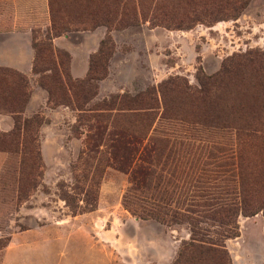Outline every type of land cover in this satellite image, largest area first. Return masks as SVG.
I'll use <instances>...</instances> for the list:
<instances>
[{"label":"rangeland","instance_id":"374dc122","mask_svg":"<svg viewBox=\"0 0 264 264\" xmlns=\"http://www.w3.org/2000/svg\"><path fill=\"white\" fill-rule=\"evenodd\" d=\"M50 1L58 22H73L72 32L62 36L69 50L53 43L69 53L74 80L88 76L90 60L106 36L114 41L108 74L98 82L91 105L155 90L158 105H168L172 112L165 119L162 110L149 139L182 128L177 120L185 119L214 141L239 145L250 190L264 206V0H200L195 10L211 18L181 30L148 23L109 30L96 25L117 9L114 0ZM165 6L167 12L183 15V8ZM46 10L42 0H0V32L22 33L27 23L36 56L33 32L44 36L51 28L44 29ZM49 15L51 19L50 9ZM73 66L86 69V75L75 77ZM26 78L29 89L17 75L0 73V115L10 116L15 128L8 111L20 109L28 95L22 118L39 115L47 122L39 132V159L30 137L25 151L18 138L0 145L19 149L0 151L6 154L0 176V239H11L0 252V264H174L190 240L188 226L132 216L123 205L130 176L112 162L80 161L87 135L74 133L78 113L65 105L53 108L38 76ZM238 222L239 237L226 242L231 264H264V211L241 215Z\"/></svg>","mask_w":264,"mask_h":264},{"label":"trees","instance_id":"16d2710c","mask_svg":"<svg viewBox=\"0 0 264 264\" xmlns=\"http://www.w3.org/2000/svg\"><path fill=\"white\" fill-rule=\"evenodd\" d=\"M114 1L117 9L108 11L96 27L105 26L110 30L114 26L119 29L148 23L152 28L181 30L192 29L211 18L206 12L195 10L200 0ZM166 4L183 8V15L167 12ZM49 9L51 28L44 36L40 31L33 32L36 54L33 73L38 76L40 87L48 92L49 105L53 108L65 105L78 113L74 133L82 130L87 135L80 161L112 162L119 171L130 176L131 188L123 205L132 216L169 226H188L190 240L183 244L174 264H231L226 242L239 237V217H253L264 211V206L259 205L250 190L239 145L236 147L225 139L214 141L185 119L177 120L182 128L173 127L149 139L162 110L165 119L172 112L168 105H158L153 89L136 97L112 96L91 105L97 96L98 82L108 74L115 51L114 41L106 36L90 60L88 76L74 80L70 74L69 53L57 50L53 43L56 38L72 32L73 22H58L51 1ZM87 30L92 29H83ZM0 73L17 75L22 80L21 86L29 89L27 78L17 71L0 69ZM28 98L25 95L20 109L8 111L14 115L15 128L11 134L0 136V145L5 144L7 138H18L25 151L26 139L30 137L39 159V132L47 121L39 115L22 118ZM65 200L72 206L68 198ZM10 240L0 239V252L8 247Z\"/></svg>","mask_w":264,"mask_h":264},{"label":"crops","instance_id":"0c3cea01","mask_svg":"<svg viewBox=\"0 0 264 264\" xmlns=\"http://www.w3.org/2000/svg\"><path fill=\"white\" fill-rule=\"evenodd\" d=\"M47 1V2H46ZM47 7V16L45 17L44 29L48 30L51 27V19L49 15V2L48 0H42ZM29 25L26 23L25 31H11L0 32V67H8L16 70L20 74L30 77L33 76V62L34 53L31 51V32ZM55 44H58L61 48L69 50L67 45L64 44V38L60 37L54 40ZM86 69L78 70L73 66L72 74L75 77L81 78L86 75ZM38 89H35L31 102L29 105H33ZM41 92L43 90L39 89ZM45 104V103H44ZM47 104V101H46ZM14 128L13 120L10 116L0 115V133L9 132ZM6 159V154L0 152V176L2 173L3 165Z\"/></svg>","mask_w":264,"mask_h":264}]
</instances>
